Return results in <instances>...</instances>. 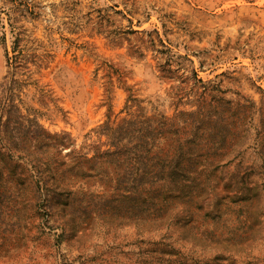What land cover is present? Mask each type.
<instances>
[{
  "label": "rangeland",
  "instance_id": "374dc122",
  "mask_svg": "<svg viewBox=\"0 0 264 264\" xmlns=\"http://www.w3.org/2000/svg\"><path fill=\"white\" fill-rule=\"evenodd\" d=\"M0 23L25 50L0 43V264H264V0H0ZM185 127L160 193L107 154L177 159Z\"/></svg>",
  "mask_w": 264,
  "mask_h": 264
},
{
  "label": "trees",
  "instance_id": "16d2710c",
  "mask_svg": "<svg viewBox=\"0 0 264 264\" xmlns=\"http://www.w3.org/2000/svg\"><path fill=\"white\" fill-rule=\"evenodd\" d=\"M0 43L4 47L5 50V56L7 60V64L9 67H12L14 69H18L20 67V64L22 63V57L24 56V51L22 48V31H17L15 30L12 26L11 34L13 36V42H12V49L8 48L7 45V35L4 30V27L0 23ZM12 54V56H10ZM4 88L2 91L3 93L6 92ZM5 96V94H4ZM8 100L7 99H2L0 101V108L3 110V108L7 107ZM198 116V115H197ZM211 119V116H209ZM211 121V120H210ZM2 123V120H1ZM9 123V122H8ZM186 124V123H185ZM5 124H1L0 126V138L2 136V127H5ZM211 126L214 128V122L211 123ZM213 128H209L210 131H214ZM123 129L119 128L118 131L121 132ZM125 134L127 135L130 133V131H125ZM141 133V132H140ZM182 133V143L178 147V158L175 159L172 154L174 153H169L166 158H160V156L157 155H150L151 151H143L142 153L139 152L143 150L144 145H147V143L144 141L145 139L143 138L142 140V146L139 144L134 146V148H123L119 146V143L121 142L120 138L115 135L113 137L114 142L112 143V146L115 147L119 151H115L114 153H107L108 155L111 156H116V155H121V152L125 150L127 153L122 154V155H133L130 156V159L132 161L131 167L134 170L135 169V178L134 182L136 184L137 191H142L143 189L149 188L150 190H153L154 192H162L168 185L178 183L180 179H186L185 173L182 171L184 169L185 165L183 163L185 156L189 155L191 158H196L194 157L193 153H198L194 148L190 149L192 145H195L193 140H191V134H189L187 128H183V131L181 130ZM213 134V133H212ZM120 136V137H121ZM212 136H217V135H212ZM141 141V139H140ZM140 143V144H141ZM216 145V143H215ZM187 146V147H186ZM214 145H210L209 142L203 145L202 151H210L213 149ZM141 148V149H140ZM129 149V150H128ZM140 149V150H139ZM145 149V148H144ZM199 149V148H198ZM3 150H7L9 156H11V153L13 151V147H10L8 145H4L0 143V157L4 156ZM195 159V160H196ZM191 159V161H195ZM216 170V169H215ZM188 175V173H187ZM155 193V194H159Z\"/></svg>",
  "mask_w": 264,
  "mask_h": 264
}]
</instances>
